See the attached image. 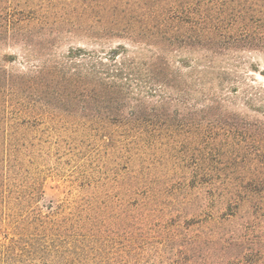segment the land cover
Returning a JSON list of instances; mask_svg holds the SVG:
<instances>
[{"label": "trees", "instance_id": "trees-1", "mask_svg": "<svg viewBox=\"0 0 264 264\" xmlns=\"http://www.w3.org/2000/svg\"><path fill=\"white\" fill-rule=\"evenodd\" d=\"M79 32L87 43L59 50ZM15 45L21 60L3 53ZM251 53H264V0H0L2 170L32 121L99 141L81 195L48 211L16 197L29 206L10 243L21 261L150 264L153 238L125 221L167 217L172 244L196 250L188 263L204 246L264 264V69Z\"/></svg>", "mask_w": 264, "mask_h": 264}, {"label": "rangeland", "instance_id": "rangeland-1", "mask_svg": "<svg viewBox=\"0 0 264 264\" xmlns=\"http://www.w3.org/2000/svg\"><path fill=\"white\" fill-rule=\"evenodd\" d=\"M117 41L115 39L113 43ZM84 43H87L86 38L82 37L80 32L72 33V35L65 36L59 50H66L70 45H82ZM5 52L18 54L20 56L18 60H21L22 52L16 45L3 49V53ZM249 56L259 65L260 69H264V53H251ZM34 59L32 57L31 62H34ZM14 65L21 67L18 61ZM255 75L258 82L264 84V76L258 73ZM36 109L40 113L41 110ZM39 118L41 119V117ZM46 120L42 119L38 123L32 121L30 126H18L13 134L14 139L11 141L16 143V146L15 148L10 146L12 150L8 154L10 162L7 168L3 170L2 164H0V174L3 171L7 176L5 179L0 176V264H25L21 261L22 258L19 254L15 253L10 246L14 237L17 238L21 232L20 229L23 227L21 217L24 211L29 209L26 202L16 200L18 194L25 189L27 192H33L35 196L30 205L35 204L42 211H48L50 206L55 208L75 195H81L85 191L84 189L88 188L85 186L86 177L84 178V176L89 175L91 169H96L100 163L97 152L99 148L98 139L89 138L85 133H72L70 130L61 127L62 123L57 119L45 122ZM2 128L3 125L0 124V142L3 141L4 135ZM10 132L11 129H9L8 134ZM3 144L2 142L0 149H2ZM2 154L0 152V158ZM91 172L96 173L95 170ZM4 197L5 199H3ZM219 204L221 205L219 202L214 203L213 212L216 211V214L217 211H221L220 207H215ZM243 214L242 212L241 216ZM166 219L169 222L154 220L150 224L149 221L146 227L141 226L145 221L140 223L141 225H134L131 221L132 227H130L127 223L129 220H126L124 227L132 230V235L140 240L153 238V244H145L144 246V251L148 252L150 264L188 263L189 258L196 250L186 251L184 246L179 248V244L176 242L172 244L169 239L170 233L173 232L170 226V218L166 217ZM240 221L241 219H237V222ZM114 222L117 221L113 220L110 223ZM122 223L123 221H120L121 225ZM140 227L143 230L135 229ZM186 227H189L192 235L193 233H200L203 229L198 224L180 225V232L184 231ZM206 231L207 229L204 232ZM197 236H202V234ZM208 250L203 246L202 251L197 252L193 257L195 262L188 264H226L224 251L218 249L212 253Z\"/></svg>", "mask_w": 264, "mask_h": 264}]
</instances>
